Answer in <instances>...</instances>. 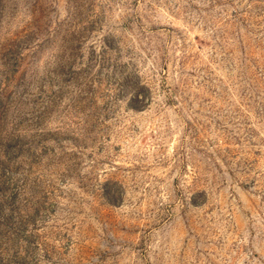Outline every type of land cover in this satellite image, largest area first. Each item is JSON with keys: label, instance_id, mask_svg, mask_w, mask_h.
Wrapping results in <instances>:
<instances>
[{"label": "rangeland", "instance_id": "374dc122", "mask_svg": "<svg viewBox=\"0 0 264 264\" xmlns=\"http://www.w3.org/2000/svg\"><path fill=\"white\" fill-rule=\"evenodd\" d=\"M0 264H264V0H0Z\"/></svg>", "mask_w": 264, "mask_h": 264}]
</instances>
